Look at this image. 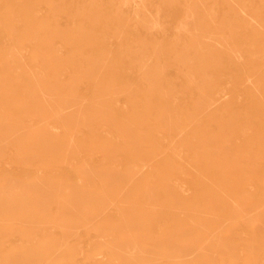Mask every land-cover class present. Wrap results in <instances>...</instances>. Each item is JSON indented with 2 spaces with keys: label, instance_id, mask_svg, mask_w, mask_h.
I'll return each instance as SVG.
<instances>
[{
  "label": "rangeland",
  "instance_id": "obj_1",
  "mask_svg": "<svg viewBox=\"0 0 264 264\" xmlns=\"http://www.w3.org/2000/svg\"><path fill=\"white\" fill-rule=\"evenodd\" d=\"M0 264H264V0H0Z\"/></svg>",
  "mask_w": 264,
  "mask_h": 264
},
{
  "label": "bare ground",
  "instance_id": "obj_2",
  "mask_svg": "<svg viewBox=\"0 0 264 264\" xmlns=\"http://www.w3.org/2000/svg\"><path fill=\"white\" fill-rule=\"evenodd\" d=\"M202 76V75H201Z\"/></svg>",
  "mask_w": 264,
  "mask_h": 264
}]
</instances>
